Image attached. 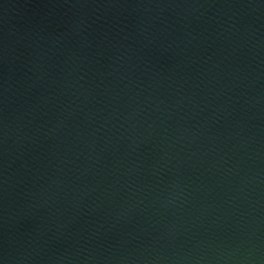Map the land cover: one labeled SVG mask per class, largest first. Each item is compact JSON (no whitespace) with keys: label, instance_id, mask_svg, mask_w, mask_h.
<instances>
[{"label":"water","instance_id":"1","mask_svg":"<svg viewBox=\"0 0 264 264\" xmlns=\"http://www.w3.org/2000/svg\"><path fill=\"white\" fill-rule=\"evenodd\" d=\"M0 264H264V0H0Z\"/></svg>","mask_w":264,"mask_h":264}]
</instances>
